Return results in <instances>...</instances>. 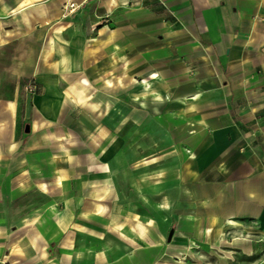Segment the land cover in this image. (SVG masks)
Returning <instances> with one entry per match:
<instances>
[{
  "label": "crops",
  "instance_id": "1",
  "mask_svg": "<svg viewBox=\"0 0 264 264\" xmlns=\"http://www.w3.org/2000/svg\"><path fill=\"white\" fill-rule=\"evenodd\" d=\"M100 2L109 24L41 23L0 62V264L264 245V0ZM3 12L0 52L30 27Z\"/></svg>",
  "mask_w": 264,
  "mask_h": 264
},
{
  "label": "rangeland",
  "instance_id": "2",
  "mask_svg": "<svg viewBox=\"0 0 264 264\" xmlns=\"http://www.w3.org/2000/svg\"><path fill=\"white\" fill-rule=\"evenodd\" d=\"M84 2L78 4L75 0H0L1 8L7 7V12H3L6 15L2 19L4 23H29L30 25L28 28L18 27L17 37L3 41L0 52L1 64L9 67V64L18 63L20 67L22 63H25V60H14L10 57L15 54L20 57L19 55L25 53L31 43L24 33L32 31L36 36L42 30L41 23H49V25L45 24L43 29L50 32L48 41L51 42H53V34L58 30H63L62 26L56 27L55 23L80 25L84 32L91 23H97L98 26L109 24V16L111 17L112 13L106 9L103 2L101 3L100 0H85ZM46 5L49 8V18H46ZM249 241L250 237L241 238L228 235L221 242V247H209L207 248L209 250L195 254L192 259L198 262L196 264H264V245L258 243L256 249L253 250L245 244Z\"/></svg>",
  "mask_w": 264,
  "mask_h": 264
}]
</instances>
